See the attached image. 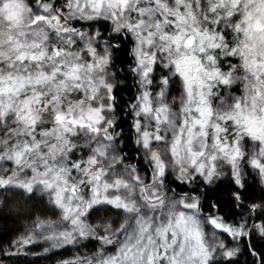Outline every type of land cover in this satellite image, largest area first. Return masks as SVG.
I'll use <instances>...</instances> for the list:
<instances>
[{"label": "snow or ice", "instance_id": "1", "mask_svg": "<svg viewBox=\"0 0 264 264\" xmlns=\"http://www.w3.org/2000/svg\"><path fill=\"white\" fill-rule=\"evenodd\" d=\"M0 228V264H264V0H0Z\"/></svg>", "mask_w": 264, "mask_h": 264}, {"label": "trees", "instance_id": "2", "mask_svg": "<svg viewBox=\"0 0 264 264\" xmlns=\"http://www.w3.org/2000/svg\"><path fill=\"white\" fill-rule=\"evenodd\" d=\"M37 212L38 214L41 215H48L51 216L52 213L50 211H45L43 205H38L37 206ZM23 222H21L22 224ZM9 227L10 228H17L19 225L13 224L12 222H9ZM15 235V232H12L11 234H6L5 230L3 228H0V243L6 244L9 239L13 238ZM36 251H39V249H34ZM81 252L84 250L81 249ZM76 253V249L72 247H68L66 250H59L58 255L52 256L49 254V259H41L40 261L37 262V264H56V261L64 258H72L74 254Z\"/></svg>", "mask_w": 264, "mask_h": 264}]
</instances>
